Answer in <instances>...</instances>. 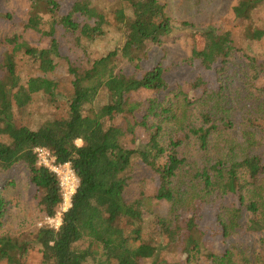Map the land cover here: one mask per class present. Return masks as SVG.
<instances>
[{"label":"trees","instance_id":"16d2710c","mask_svg":"<svg viewBox=\"0 0 264 264\" xmlns=\"http://www.w3.org/2000/svg\"><path fill=\"white\" fill-rule=\"evenodd\" d=\"M28 1L0 38V264H264V0H192L190 19L167 0ZM38 146L79 179L58 229L38 225L63 201Z\"/></svg>","mask_w":264,"mask_h":264},{"label":"rangeland","instance_id":"374dc122","mask_svg":"<svg viewBox=\"0 0 264 264\" xmlns=\"http://www.w3.org/2000/svg\"><path fill=\"white\" fill-rule=\"evenodd\" d=\"M100 2L103 3V5L107 8V10H111L112 8H118L120 7V5H118V0H99ZM170 2L171 8H175V5H179L178 9L180 11H178V15L179 17H185L187 16L188 19L190 18H194L198 15V9L194 6V4L192 3V0H167ZM28 0H0V38H3L5 35L7 34H11L13 31V23L15 22V25L17 23H19L20 19L22 18V16L25 14L27 8H28ZM231 2V0H222L221 5L224 3L225 5H228ZM230 9V7H229ZM229 9L226 10L225 15H227L229 13ZM11 13L14 17V21L8 20L6 19L3 14L6 13ZM115 13V11H114ZM206 14L204 21L209 20L210 15L207 13ZM219 14H214L213 18L217 19ZM216 24H219V22H216ZM185 33L183 34H188L186 31H183ZM206 39H210V37H207ZM206 42H209V40H206ZM181 43H183L182 40H177L173 43V47L170 48L171 52L168 53V57L170 60L172 59H179L181 58L183 55H185L188 46L185 45H181ZM211 43V42H210ZM209 43V44H210ZM181 45V46H180ZM129 53V51L127 49L124 50V57H126V54ZM157 53V52H156ZM159 57V53L156 54V56L151 53L150 56H148L147 58V62L152 63L155 62V58L158 60ZM64 82H68L67 80L64 79ZM211 82H214L213 79H211ZM50 88L48 82H46L42 77L41 78H36L32 81V90L33 92L36 93V106L35 107H40L41 111L37 112L38 117L40 119L43 118V116H45V114L42 112L45 111L46 113H51L52 110L48 109L47 106L42 105V100L41 98H39L40 95H42L43 91H48ZM41 93V94H40ZM55 110V109H53ZM78 145H80L82 143V141H77L76 142ZM19 212V208H17L16 204H14V206H11V211L10 213L12 215L8 216L9 221L11 223L15 222V218H17V214ZM209 211L207 213H205V217L208 215ZM59 214H57L54 217H48L45 218L44 221H39L38 225H41V223L43 222H47L49 224H51L52 226H55L57 221H58V216ZM32 218V215L30 217V220ZM54 218L56 219L54 222H50V219ZM209 219V218H208ZM206 219V220H208ZM206 235H207V241L210 243V246L212 248H218L221 246L220 243V234H219V228L218 226L213 222L210 224L209 227L206 228ZM120 244V239L115 237L114 238V243L113 246L117 247V245ZM144 254H141L140 252H136L134 253L135 257L137 258L138 256H142V258H147L148 260H150V256L148 254H146L145 252H143ZM171 257L175 258L176 256L171 254ZM37 261L34 260V263Z\"/></svg>","mask_w":264,"mask_h":264},{"label":"built area","instance_id":"2783aa9c","mask_svg":"<svg viewBox=\"0 0 264 264\" xmlns=\"http://www.w3.org/2000/svg\"><path fill=\"white\" fill-rule=\"evenodd\" d=\"M77 141H81L80 139ZM35 153L38 158V163L41 166L49 168L50 171L54 172L62 188V208L59 211V218L54 226L59 228L62 222V213L67 211L73 205V197L75 196L79 188V179L75 174L71 164L69 162L60 163L57 161V158L51 154L50 150L46 146H38L35 148ZM56 219L51 218L50 222H54Z\"/></svg>","mask_w":264,"mask_h":264}]
</instances>
